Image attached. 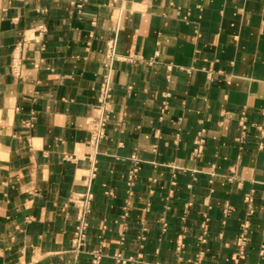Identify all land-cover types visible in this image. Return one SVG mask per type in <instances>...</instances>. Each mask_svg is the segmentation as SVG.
I'll use <instances>...</instances> for the list:
<instances>
[{
  "label": "crops",
  "instance_id": "0c3cea01",
  "mask_svg": "<svg viewBox=\"0 0 264 264\" xmlns=\"http://www.w3.org/2000/svg\"><path fill=\"white\" fill-rule=\"evenodd\" d=\"M242 233L264 264V0H0V264H235Z\"/></svg>",
  "mask_w": 264,
  "mask_h": 264
},
{
  "label": "built area",
  "instance_id": "2783aa9c",
  "mask_svg": "<svg viewBox=\"0 0 264 264\" xmlns=\"http://www.w3.org/2000/svg\"><path fill=\"white\" fill-rule=\"evenodd\" d=\"M120 24L116 25V33L107 43L106 61L104 63L103 78L99 88V94L97 98V112L89 119V146L91 148L90 158L93 160V169L86 177V189L83 192L77 193L73 196L72 202L79 207V213L77 216V226L74 232L73 244L76 250H80L85 244L87 237V230L89 227V215L92 210V203L94 193L92 190L93 180L96 176V156L99 153L100 144L107 134V124L110 117V105L112 97V77L114 71V64L117 60L121 59V56L117 52L118 35L120 31ZM12 71L15 75H21V59L19 56H14L11 65ZM243 128L246 127L244 118L241 120ZM205 145L204 130L198 133L197 138L194 140L193 154L195 156H201ZM135 159V156H133ZM138 168L132 170V174L135 173ZM246 242L245 233H242L239 237L238 244L240 250L233 255L235 264H240V261L245 257L243 246ZM120 257V256H119ZM98 259V258H96ZM121 259V257H120Z\"/></svg>",
  "mask_w": 264,
  "mask_h": 264
}]
</instances>
